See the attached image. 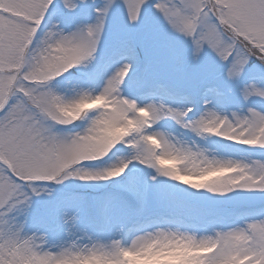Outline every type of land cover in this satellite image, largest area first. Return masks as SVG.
I'll use <instances>...</instances> for the list:
<instances>
[{
	"label": "snow or ice",
	"instance_id": "6c2138e0",
	"mask_svg": "<svg viewBox=\"0 0 264 264\" xmlns=\"http://www.w3.org/2000/svg\"><path fill=\"white\" fill-rule=\"evenodd\" d=\"M113 10L122 11L130 26L138 25L146 12L158 16L166 31L179 37L182 45L166 46L167 62L176 69L178 80L196 82L190 94L203 99L198 112L193 111L188 96L182 97L183 103L172 102L184 89L171 79L162 81L153 76L150 62L138 68L133 34L125 33L116 44L111 70L101 76L97 89L102 95L117 90L124 95L119 119L131 116L134 135L164 118L195 137L210 135L233 145L264 149V107L248 104L251 98L264 101V73L258 79L241 80L252 61L264 70V0H93L91 4L87 0H0V264H18L6 254L7 249L20 244L17 221L31 218L34 223H51L57 209L86 206L75 198H59L50 219L41 214V208H33L39 193L58 182L64 170L77 165L78 160L89 163L80 155L77 140L69 142V137L78 134L67 127V121L51 118L48 104L59 103L60 98L50 88L44 89L49 83L58 84L82 62L95 61ZM78 14L83 18L76 19ZM58 19L72 27L66 30L54 22ZM147 38L157 41L158 33L152 31ZM53 48L64 53L61 63L45 61L44 71L33 66L37 53L46 56ZM209 58L222 70L225 81L239 84L236 91L242 103L238 110H220L205 98L208 93L223 96L207 83V74L212 71ZM126 87L136 89L138 94L126 95ZM145 111L149 116L137 115ZM195 156L207 160L205 174L176 177L194 190L212 194L264 193V159L220 161L207 158L204 152L185 153V158ZM112 167L122 172L127 169L122 165ZM235 172L247 182L237 181L222 188L208 186L211 178ZM87 175L88 185L120 177L115 171L99 167ZM81 182L85 183L83 177ZM137 195L142 201L143 194ZM113 200L98 207L109 208ZM29 203L31 207L25 211ZM204 222L230 230L218 231L212 243L187 238L195 253L193 264H264V210L244 215L239 223L222 217ZM98 254L104 261L116 262L119 258L116 250H100ZM41 264L50 262L42 259Z\"/></svg>",
	"mask_w": 264,
	"mask_h": 264
},
{
	"label": "clouds",
	"instance_id": "9594fccd",
	"mask_svg": "<svg viewBox=\"0 0 264 264\" xmlns=\"http://www.w3.org/2000/svg\"><path fill=\"white\" fill-rule=\"evenodd\" d=\"M64 53L55 48L46 56H40L33 66L45 70L49 64L62 62ZM91 60L80 65L87 66ZM31 70V69H30ZM60 98L59 103H49L48 112L55 121H67L71 130L78 134L69 137L81 145L80 155L89 163L78 160L77 165L64 170L57 181L39 193V197L53 198L55 188L69 179L81 182V177L89 179L87 173L94 168H107L124 175L119 167L130 165L144 173L142 182L144 199L137 209L123 211L118 205L109 208L98 207L91 212L87 206L55 210L51 223L42 220L29 223L27 219L17 221L16 227L21 234L20 244L6 250V254L18 264H41L48 259L50 264H193L195 253L187 238L194 241L214 242L218 231H228L212 223L197 221L182 213L163 207L158 213L148 211V197L160 183L175 182L176 186L190 185L177 180L178 175L198 177L205 174L207 160L200 156L185 158L186 151L204 152L213 160L226 161L230 158L218 157L195 142H189L170 128L161 127L164 122L177 123L161 118L146 125L145 131L134 135L131 116L119 119V107L124 95L117 90L110 95H102L97 86H84L73 83L63 89L49 83L48 89ZM137 115L149 116L147 111ZM98 121V122H97ZM178 128L183 129L178 126ZM163 137V141L161 140ZM210 137L202 135L201 138ZM103 153V155H101ZM100 161L98 165L92 164ZM170 161V163H164ZM123 162V164H122ZM92 164V167L89 165ZM241 173H225L211 178L209 187L231 186L241 179ZM31 207L26 205L25 211ZM118 251V261H104L99 251Z\"/></svg>",
	"mask_w": 264,
	"mask_h": 264
},
{
	"label": "rangeland",
	"instance_id": "374dc122",
	"mask_svg": "<svg viewBox=\"0 0 264 264\" xmlns=\"http://www.w3.org/2000/svg\"><path fill=\"white\" fill-rule=\"evenodd\" d=\"M93 0H87L91 4ZM90 12L91 10L88 9ZM83 14H78L76 19H82ZM54 22L60 23L66 30L72 27L67 21L61 23L58 19ZM127 20L120 10H113L109 14L105 37L101 41L99 50L96 53V59L87 66H76L69 74H65L57 84L63 89L65 86H71L73 83H79L84 86H94L101 82V76L111 70L112 61L115 60L114 50L118 39L131 30ZM158 33V40L153 41L147 36L150 32ZM133 40L136 43V52L138 68L142 69L145 63L153 65L152 75L160 78L162 81L171 79L173 83L178 84L184 91L172 98L174 103L185 102L182 97L188 96L194 112H198L203 105V99L198 95L190 94V90L196 87L195 81H180L177 79L178 73L166 59V46L168 44L180 48L181 41L168 33L160 22L158 16L151 12H146L138 25L132 30ZM146 57L148 59H146ZM147 62H146V61ZM208 63L212 66V71L207 74V83L216 87L222 94V97H216L215 93H208L206 99L216 103L218 109L231 112L238 110L242 103L237 95L236 89L238 83H230L224 80L222 70L212 63L209 58ZM264 70L252 61L250 66L244 72L241 80L258 79ZM79 74H87L86 78ZM93 83V84H92ZM126 95H137L134 88H125ZM248 104L256 108L264 107V101L251 98ZM71 128L72 126H67ZM161 127L170 128L175 133L183 136L189 142H195L210 152H214L218 157H227L233 159H264V149L233 145L231 142L222 138L195 137L191 132L178 128L171 122H164ZM121 177L98 185H85L83 182H76L71 179L62 182L60 185H52L55 188L54 197L49 199L43 196L36 198L33 208H41V214L46 218L51 217L55 207V201L59 198L71 197L77 201H82L91 212H95L98 205L114 198L113 205H118L123 211L131 212L137 209L141 199L137 193L143 194L142 186L144 173L136 168L129 166ZM163 207L173 211L190 216L197 221L215 220L226 218L229 222L239 223L246 214L258 213L264 210V193H248L235 191L227 194H212L206 190L190 189L186 185L176 186L175 182L160 183L154 187L148 197V211L158 213ZM29 223H34L30 218Z\"/></svg>",
	"mask_w": 264,
	"mask_h": 264
},
{
	"label": "bare ground",
	"instance_id": "6f19581e",
	"mask_svg": "<svg viewBox=\"0 0 264 264\" xmlns=\"http://www.w3.org/2000/svg\"><path fill=\"white\" fill-rule=\"evenodd\" d=\"M93 84V83H92ZM94 86H96V85H94Z\"/></svg>",
	"mask_w": 264,
	"mask_h": 264
}]
</instances>
